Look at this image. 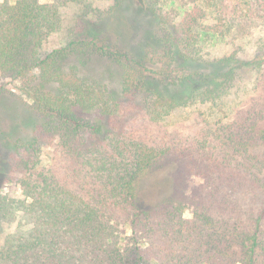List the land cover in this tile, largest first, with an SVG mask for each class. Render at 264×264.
Here are the masks:
<instances>
[{"label": "trees", "instance_id": "1", "mask_svg": "<svg viewBox=\"0 0 264 264\" xmlns=\"http://www.w3.org/2000/svg\"><path fill=\"white\" fill-rule=\"evenodd\" d=\"M167 2L0 0V264H264V0Z\"/></svg>", "mask_w": 264, "mask_h": 264}, {"label": "rangeland", "instance_id": "2", "mask_svg": "<svg viewBox=\"0 0 264 264\" xmlns=\"http://www.w3.org/2000/svg\"><path fill=\"white\" fill-rule=\"evenodd\" d=\"M9 2H13L14 0H7ZM52 0H40V2H51ZM174 0H168L167 4L173 3ZM243 9V7H240L239 10ZM238 11L232 7V11ZM63 14V27L66 28L70 21H71V15L72 11L70 8H64L62 10ZM145 19V18H143ZM143 25H147V22H143ZM258 34H255L253 36H247L241 40H238L236 43L242 47L243 52L250 56L253 52L254 48V41L256 39ZM59 40V35H53L48 43L47 47H53L57 45ZM202 45L204 50H209L211 55H222L224 53H228L230 50V47L225 44L223 40H217L214 38L209 37L206 35L204 37V40L202 38ZM101 58L98 55H93L90 64L92 67L95 68L98 67V64H100ZM255 72L253 70H241L239 72L238 79L236 80L234 86L230 90V92L220 101L216 103L206 102V103H196L191 104L187 106H181L176 108L175 110L171 111L166 117L165 122L168 123L170 126H175L178 124H187L191 122L192 117L194 114L201 112L202 116L206 117L207 119L214 120L218 118H224L229 117L234 110L240 105V102L242 99L247 97L252 92ZM109 82L112 84H115L114 80H110ZM115 86V85H114ZM6 94L8 95L6 99L7 102H10L9 99L12 98H18L20 96V90H19V83L17 80H7L6 82ZM9 93H12L13 95H9ZM198 182V179H193L190 182V185H193L194 183ZM15 194H19V191L17 188L14 190ZM185 217H190V209L187 208L184 211ZM16 222L11 223L10 225H5L3 229L0 231V242L2 241L4 235L10 231L15 230L16 228H19V226L16 225Z\"/></svg>", "mask_w": 264, "mask_h": 264}]
</instances>
